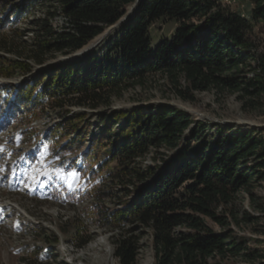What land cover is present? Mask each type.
Returning a JSON list of instances; mask_svg holds the SVG:
<instances>
[{"label":"trees","instance_id":"16d2710c","mask_svg":"<svg viewBox=\"0 0 264 264\" xmlns=\"http://www.w3.org/2000/svg\"><path fill=\"white\" fill-rule=\"evenodd\" d=\"M249 1L247 19L217 0H58L67 21L62 30L53 31L49 18L38 20L37 41L27 52L18 51L24 45L19 29L12 30L18 40L0 39V52L17 57L3 76H27L57 55L81 51L132 8L103 50L40 72L35 76H46V81L39 91L38 82L24 83L11 103L13 116L20 112L21 119L32 112L39 118L46 109L62 114L45 139L58 146L64 141L63 153L87 142L76 159L78 171L91 179L105 174V184L84 191L77 201H91L82 215L116 231L113 256L118 264H136L141 247L130 232L137 228L150 237L152 264L254 260V253L212 226L224 228L228 216L236 221V196L264 183V137L220 126L209 134L206 123L167 105L69 116L71 108L109 109L114 99L155 76L184 101L211 91L236 95L243 108L254 111L264 99V49L254 35L255 27L264 24V0ZM31 7L32 0L13 7L14 19ZM159 21L176 27L153 47L149 30ZM90 118H95L97 132L87 140L94 126ZM109 200L118 207L106 205ZM76 237L79 249L90 240L88 235ZM33 253L40 256L37 264H54L43 259L41 250Z\"/></svg>","mask_w":264,"mask_h":264},{"label":"rangeland","instance_id":"374dc122","mask_svg":"<svg viewBox=\"0 0 264 264\" xmlns=\"http://www.w3.org/2000/svg\"><path fill=\"white\" fill-rule=\"evenodd\" d=\"M29 1L0 0L1 4H5L3 10H0V39L18 40L13 37L12 30L19 29L23 33L21 40L24 45L18 51L24 52L29 51L37 41L38 20L49 18L50 27L55 32L62 30L67 24L60 12L58 0H32V7L15 20L13 7ZM217 1L249 19L252 8L249 0ZM131 11L132 8H129L126 17ZM122 20L81 51L67 56L57 55L43 66L33 67L32 73L43 67L45 69L40 72L46 71L51 64L62 65L103 50L105 41L113 35ZM175 27L174 22L166 21L152 25L149 30L152 46L155 47L162 39L170 38ZM254 35L260 48L264 49V24L260 23L255 27ZM81 52L82 55L79 54ZM0 57L1 81L11 82V86L21 81L38 82L36 92L46 81V76H31L32 73L27 76L15 73L11 78H5V68L16 61L17 57L16 54L7 55L2 52ZM48 65L50 67H46ZM193 97L194 101L191 102L178 98L166 80L155 76L144 86L130 89L114 99L109 109L95 111L71 108L69 116L80 112L93 116L105 111H129L137 107L167 105L186 112L195 121L206 123L209 134L220 126L230 129V132L253 131L264 137V99L252 111L243 108L236 95L217 96L207 91L195 93ZM14 98L13 89L0 87V109L6 100L10 99L11 102ZM20 116H23L20 112L13 116L6 110H0V264H37L40 256L34 255V250H41L47 263L118 264L113 256V237L116 231L98 227L88 215H82L83 207H89L91 201H77L84 191H92L100 184H105V174L91 179L88 174L84 176L78 171L79 159H76L87 147V142L78 150L63 153L60 147L64 141L58 146L48 138L49 130L61 122L62 114L46 109L36 119L33 118L34 112L28 118L21 119ZM7 119L8 122H5ZM90 120L94 121V126L89 131L87 140L97 132L95 118ZM5 123L8 126L4 128ZM45 134L48 137L42 140ZM144 163L150 164V160L146 159ZM71 194L75 195L74 200L67 198ZM106 202L109 207H118L113 200ZM233 210L236 221L225 214L228 218L224 228L210 225L215 231L224 233L230 240L255 254L254 260L248 264H264V183H254L249 192L241 191L235 198ZM130 234L139 238L140 242L141 249L136 264H152L149 235L138 228ZM76 235H88L90 240L79 249ZM55 238L57 242L54 243L52 240ZM233 264L245 263L237 259Z\"/></svg>","mask_w":264,"mask_h":264},{"label":"water","instance_id":"95a60500","mask_svg":"<svg viewBox=\"0 0 264 264\" xmlns=\"http://www.w3.org/2000/svg\"><path fill=\"white\" fill-rule=\"evenodd\" d=\"M127 18V17H126ZM126 18H124L123 20H122V22L123 21H125L126 20ZM80 55H82L83 54V52H81V53H79ZM79 54H78V56H79ZM77 56V54L74 56V57H76ZM73 59V58H72ZM67 60H69V59H67ZM52 65V64H51ZM49 66V65H48Z\"/></svg>","mask_w":264,"mask_h":264}]
</instances>
